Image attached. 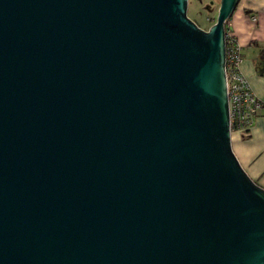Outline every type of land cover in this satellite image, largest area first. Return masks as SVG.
<instances>
[{
	"label": "water",
	"instance_id": "1",
	"mask_svg": "<svg viewBox=\"0 0 264 264\" xmlns=\"http://www.w3.org/2000/svg\"><path fill=\"white\" fill-rule=\"evenodd\" d=\"M221 0H0V264H264L232 148Z\"/></svg>",
	"mask_w": 264,
	"mask_h": 264
},
{
	"label": "crops",
	"instance_id": "2",
	"mask_svg": "<svg viewBox=\"0 0 264 264\" xmlns=\"http://www.w3.org/2000/svg\"><path fill=\"white\" fill-rule=\"evenodd\" d=\"M231 21L243 47L242 72L264 103V0H240ZM232 148L247 174L264 188V108L255 117L249 137H232Z\"/></svg>",
	"mask_w": 264,
	"mask_h": 264
},
{
	"label": "built area",
	"instance_id": "3",
	"mask_svg": "<svg viewBox=\"0 0 264 264\" xmlns=\"http://www.w3.org/2000/svg\"><path fill=\"white\" fill-rule=\"evenodd\" d=\"M256 21V17L252 18ZM226 41V86L229 101L230 129L232 137L247 138L257 114L264 103L254 93L248 79L242 72L243 47L237 38L234 24L229 19L225 24Z\"/></svg>",
	"mask_w": 264,
	"mask_h": 264
},
{
	"label": "rangeland",
	"instance_id": "4",
	"mask_svg": "<svg viewBox=\"0 0 264 264\" xmlns=\"http://www.w3.org/2000/svg\"><path fill=\"white\" fill-rule=\"evenodd\" d=\"M221 0H189L188 16L202 30L208 31L216 22Z\"/></svg>",
	"mask_w": 264,
	"mask_h": 264
}]
</instances>
